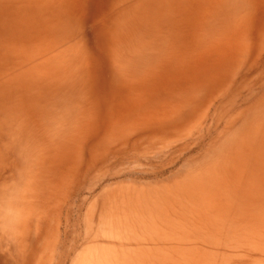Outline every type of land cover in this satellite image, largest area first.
<instances>
[{"label":"rangeland","instance_id":"1","mask_svg":"<svg viewBox=\"0 0 264 264\" xmlns=\"http://www.w3.org/2000/svg\"><path fill=\"white\" fill-rule=\"evenodd\" d=\"M37 3L0 25V264H264V0Z\"/></svg>","mask_w":264,"mask_h":264},{"label":"bare ground","instance_id":"2","mask_svg":"<svg viewBox=\"0 0 264 264\" xmlns=\"http://www.w3.org/2000/svg\"><path fill=\"white\" fill-rule=\"evenodd\" d=\"M26 1V0H25ZM24 1V2H25ZM28 1H30V0H28ZM39 1V0H38ZM52 1V0H51ZM65 1V0H64ZM29 3H30V5H32L33 7H35V9L37 8V6L36 5H39V3H37V0H32L31 2H28V3H26V5L24 6L23 5V1H21V0H0V25L5 21V23H6V25L2 28V29H5V32H3L4 34H8V35H10V36H13L14 38H16V39H21V37H22V30H23V27L24 26H28L29 24H37V20L38 19H36V18H38V16L36 15V16H34L33 14L34 13H36V11H35V9H34V11H31V9L29 8ZM54 3V2H53ZM59 3V2H58ZM43 4V3H42ZM64 4H65V2H64ZM47 5V4H46ZM53 5V4H52ZM44 6V5H43ZM51 6V5H50ZM46 7V6H45ZM52 7V6H51ZM55 7V6H54ZM63 8V7H62ZM41 9V8H40ZM42 10V9H41ZM46 10V9H45ZM48 10H50V9H48ZM47 10V11H48ZM52 10V9H51ZM70 10V9H69ZM68 10V11H69ZM38 11V10H37ZM56 11V10H55ZM54 11V12H55ZM38 14V13H37ZM44 14V13H43ZM55 14V13H54ZM58 14V13H57ZM28 15H31L32 17H27ZM60 15V14H59ZM68 15V14H67ZM47 16H49V15H47ZM52 16V15H51ZM44 17V16H43ZM41 18V17H40ZM59 19V18H58ZM41 20V19H40ZM67 20V19H66ZM39 23V22H38ZM40 24V23H39ZM58 25H60V24H58ZM29 28H30V26H28ZM38 27H39V25H38ZM45 27V26H44ZM63 28H65V27H63ZM1 29V30H2ZM19 29V30H18ZM38 31V30H37ZM41 31H38L37 33L39 34ZM44 33V32H43ZM42 33V34H43ZM37 34V35H38ZM41 34V35H42ZM37 37V36H36ZM38 38V37H37ZM53 38V37H52ZM31 45H34V43H32ZM40 45H42V44H40ZM39 45V46H40ZM39 46H37L36 48L38 49L39 48ZM35 48V50H33V53L35 54L36 52H37V49ZM44 50V49H43ZM36 51V52H35ZM41 51V50H40ZM33 59V58H32ZM73 61V60H72ZM75 63V61H73L72 62V64H74ZM32 66V65H31ZM16 67H18L17 65H16ZM16 67H15V69H16ZM34 69H38V67L39 66H32ZM46 67V66H45ZM31 68V67H30ZM26 71H29V69L28 70H26ZM29 73V72H28ZM36 73V72H35ZM40 76H42L41 75V73L40 74H38V73H36V77H38V78H40ZM41 79H43V77L41 78ZM183 102V101H182ZM186 102V101H185ZM48 103V102H47ZM184 104V103H183ZM180 107V106H179ZM177 112V111H176ZM175 112V113H176ZM37 188L38 187H36V186H34V188L31 190V192H29V194H31L32 195V193H34L36 190H37ZM36 189V190H35ZM247 189V188H246ZM213 191V190H212ZM263 190H260V193L262 194L263 192H262ZM38 192V191H37ZM254 192V191H253ZM210 193V192H209ZM239 193V192H238ZM243 193V192H242ZM239 196H240V194H238ZM238 196V197H239ZM243 196V195H242ZM225 197H227V196H225ZM235 197V196H234ZM157 199V198H156ZM182 199V198H181ZM236 200H237V198H236ZM242 200V199H241ZM146 201V200H145ZM158 201H159V199H158ZM151 202V201H150ZM198 202V201H197ZM202 202V201H201ZM249 202V201H248ZM192 203V202H191ZM235 203V202H234ZM150 204V203H149ZM206 204L207 205H210V202L209 201H206ZM238 204V203H237ZM257 204V203H256ZM216 205V204H215ZM214 205V206H215ZM216 206H219L218 208H216V213L215 214H218L219 215V217L221 216V214H220V209L222 210V208H223V205H222V203H221V201H220V203H218ZM241 206V205H240ZM253 206V205H252ZM226 207V206H225ZM235 207V206H234ZM192 210H194V209H192ZM191 213V212H190ZM255 213V212H254ZM21 215H22V213L20 214V215H18L17 214V217H15V220H14V223H13V229H11L10 231H11V233H12V235H14L13 236V238H15L16 237V235H17V233L18 232H15V230H17L16 228L18 227V225H19V221H20V218H21ZM195 216V215H194ZM193 217V216H192ZM196 217V216H195ZM198 218V217H197ZM204 218V217H203ZM225 218V217H224ZM243 219V218H242ZM203 220V219H202ZM206 220V219H205ZM207 221V220H206ZM239 222V221H238ZM241 222V221H240ZM209 223V222H208ZM224 223V222H223ZM237 223V222H236ZM235 223V224H236ZM190 224V223H189ZM206 224V223H205ZM198 225H200V224H198ZM212 225V224H211ZM237 225V224H236ZM216 226H217V230L215 231V232H213V233H211L210 234V236L209 235H207V234H205V235H202V236H200V234L198 233V237H197V239L200 237V239L201 240H203V241H205V242H214V241H218L217 240V235H219V231H220V229L221 228H219L218 227V225H217V223H216ZM220 226H221V224H220ZM201 227V226H200ZM209 227V226H208ZM234 227H236V226H234ZM211 229V228H210ZM236 229V233H237V228H235ZM254 229V228H253ZM236 233L234 232V234H232V235H236ZM244 233V232H243ZM24 235V234H23ZM216 236V237H215ZM228 237L230 236V235H227ZM17 238V237H16ZM238 238V237H237ZM18 239H20V235H19V233H18ZM19 241V240H18ZM189 252V251H188ZM186 253V252H185ZM189 254V253H188ZM203 255H201V254H198V257H202ZM193 257V256H192ZM202 261H204V260H202L201 259V262Z\"/></svg>","mask_w":264,"mask_h":264}]
</instances>
